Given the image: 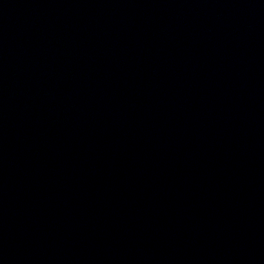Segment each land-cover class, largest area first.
I'll list each match as a JSON object with an SVG mask.
<instances>
[{
  "label": "water",
  "instance_id": "95a60500",
  "mask_svg": "<svg viewBox=\"0 0 264 264\" xmlns=\"http://www.w3.org/2000/svg\"><path fill=\"white\" fill-rule=\"evenodd\" d=\"M0 264H264V0H0Z\"/></svg>",
  "mask_w": 264,
  "mask_h": 264
}]
</instances>
